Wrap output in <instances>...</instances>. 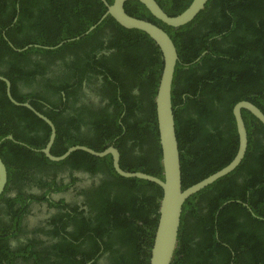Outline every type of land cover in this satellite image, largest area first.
I'll list each match as a JSON object with an SVG mask.
<instances>
[{"label": "trees", "instance_id": "16d2710c", "mask_svg": "<svg viewBox=\"0 0 264 264\" xmlns=\"http://www.w3.org/2000/svg\"><path fill=\"white\" fill-rule=\"evenodd\" d=\"M156 1L169 16L180 14L192 2ZM19 7L18 22L22 25L27 20L30 22L17 32L32 43L31 40L38 41L44 27L49 26V34L39 44L41 48L32 47L30 50L42 54L47 60H62L66 66L70 65L65 75L84 76L83 64L94 59L96 52L117 49L116 53L104 58L110 72L103 73V77L110 84L112 81L119 84L117 91H120L122 100L120 106L125 109L126 133L131 136L133 147L137 148V155L127 159L130 161L126 163L122 160L127 158L130 148L121 149L120 167L128 172H142L162 179L154 109L162 60L154 42L143 32L120 27L110 17L88 35L72 41L105 13L100 0H37L34 5L21 0ZM123 8L129 15L161 27L176 47L179 61L171 98L182 187H189L233 159L238 141L232 107L237 102L249 101L264 113V0H208L192 22L179 28L162 24L137 1L127 2ZM48 17L49 21L43 26ZM77 25L79 28L76 29ZM106 29L109 33L105 48L101 45V38ZM62 40L65 42L60 47L42 50L44 47L54 48ZM3 47L5 50L7 46ZM4 50L1 52L8 56L10 51L5 53ZM197 58L199 60L195 61ZM39 64L35 63L36 66ZM15 70L14 76L19 68ZM60 80L59 76L56 82ZM11 83L14 87L12 79ZM134 90L136 94L132 93ZM113 92L116 94L115 88ZM183 93L186 94L184 99L181 98ZM5 100L9 101L5 96L0 99L3 108V113L0 112V158L10 170L9 180H13L11 173L15 170L14 166L10 168L13 163L10 154L13 152L15 161L31 167H38L39 163L42 169L76 161L88 164L86 166L92 167L87 169L89 173L99 175L90 196L92 201L87 203L93 216L89 221L78 222L77 232L83 235L86 231L97 233L101 241L104 233L114 237L112 244H104L107 264H148L161 189L147 181L120 177L114 172L110 157L95 158L76 151L62 162H51L42 153L9 151L10 141L2 138L17 124L10 114L11 109H5L9 106L3 102ZM14 113L20 115L17 110ZM242 115L249 133L245 157L232 173L185 201V216L182 212L171 264H264V127L248 112L243 111ZM62 135L66 134L57 130L52 146L56 155L73 146L89 145L79 142L71 132L68 134L71 138L64 139ZM45 142L35 140L28 142V146L40 150ZM91 148L103 151L106 147ZM75 179L73 182L77 181ZM52 183L54 181L49 185ZM19 184L18 181L14 185L15 196L9 197L5 193L0 197L3 202L0 204V264H21L18 258L24 263H48L54 254L64 252L63 248L60 246L54 254L47 249L36 250L34 246L44 243L26 235L22 217L28 203H25L26 195ZM75 188V185L61 184L53 191L52 204L57 209H70V203L59 194L64 189ZM85 192L83 190L80 194ZM17 204L20 207L14 210ZM55 222H61V219L51 220L53 225ZM88 224L93 227L87 228ZM56 229L54 227L52 232ZM19 233L24 234L23 241H19ZM76 253V248L69 252ZM54 261L69 264L63 255Z\"/></svg>", "mask_w": 264, "mask_h": 264}, {"label": "flooded vegetation", "instance_id": "af4514ba", "mask_svg": "<svg viewBox=\"0 0 264 264\" xmlns=\"http://www.w3.org/2000/svg\"><path fill=\"white\" fill-rule=\"evenodd\" d=\"M20 1L21 0H0V78L9 82V94L12 99L19 104L26 103L30 105L33 111L47 118L54 127V141L57 137V130L66 134L62 135L64 139L71 138L68 136L71 132L75 134L74 138L79 142L89 144L78 146H84L90 149H92L91 147H115L119 153V161L121 149L128 147L130 148V152L126 154L127 158L122 161L124 163L129 162L130 160L127 159H133L135 155H137V148L133 147L132 138L130 135L127 136L126 133L127 123L125 121V109L120 106L122 100L119 97L120 91H117V85L119 84L112 80L110 84L106 82V80L104 81L103 77V73L106 74L110 72V68L104 58L117 52V49L106 48L108 45V29L104 31L105 36L101 38V45L105 47L106 50L103 49L96 52L94 59L91 58L88 59L85 64L82 63L86 69L84 76L81 75V77H78L72 74L65 75L69 72L68 69L71 68L70 65L66 66L62 60H57L55 62L53 60H47L42 54L32 49L30 50L32 47H36L37 49L41 48L39 44L45 39L46 34H49V26L45 25L50 17H48V20L43 24L45 27L42 30L41 38L38 40L39 42L31 40V43L22 36L21 32H17L30 22V20H27L25 25L18 22ZM36 1L37 0H25V2L30 5H34ZM78 26L79 25L75 28H79ZM86 32L87 30L78 37L82 38L88 35L89 33L86 34ZM76 38L77 37L73 38L72 41L78 40ZM63 42L65 41L62 40L60 43ZM5 45L7 47L4 50L3 46ZM47 48L49 47H44L42 50L47 51ZM56 48H58V46L52 49ZM3 50L5 53L9 50L10 54L7 53L8 56L5 55L1 52ZM199 58L197 59L199 60ZM197 59L195 61H197ZM35 63L40 64L36 66ZM17 68H19V71L14 76L15 69ZM4 75H8L10 78ZM59 76L61 80L56 82ZM2 79H0V99L5 96V98L9 100L3 101L9 104L5 109H11L10 114L13 117L14 123L17 124L15 129H12L14 134L9 131L2 140L10 141L9 151L42 153L41 151L43 148L37 150L28 146V142L45 140L47 144L51 135V127L30 109L12 103L8 97L7 85ZM11 79L14 87L12 86ZM113 88L116 89V94L113 92ZM132 93L136 94V90ZM185 97L186 94L183 93L181 98L184 99ZM14 110H17L21 116L14 113ZM0 112L3 113L1 104ZM10 114H8V116L11 119ZM6 121L8 124V119ZM84 121L86 124L83 123ZM74 127L76 129H74ZM246 129L249 139L248 128L246 127ZM8 136H11V139H8ZM52 146L50 153L53 156H60L53 153ZM10 155V159L13 161L10 168L14 166L15 169L11 173L13 180H9L8 174L10 170L8 171L5 166L7 181L2 194L7 193L9 197L15 196L17 190H13V188L19 181V186L26 195L25 203H28L26 212L22 217V223L24 228H26V235L44 243V245L34 246L36 250L47 249L54 254L56 249L62 246L61 248H63L64 251L54 254L48 263H36L34 261L24 263L20 258H18V263L58 264L54 259H56L57 256L63 255L69 264H107V255L103 254V249L105 248L104 244H112L114 242V237L112 238L109 234L104 233L101 241L98 239L99 235L97 233L86 231V234L83 235L76 230L78 222L82 220L89 221L93 216L87 203L92 201L90 196L98 181L99 175H91L89 173L87 169L92 167L86 166L88 164H84L82 161H76L62 164L58 167L42 169V165L39 163L38 167H31L26 163H22V161H15L14 158L16 154L14 152ZM43 156L49 160L44 154ZM106 157H110L111 166L113 168L112 157L110 155ZM41 159L43 158L41 157ZM73 178H76L75 180L77 181L73 182ZM52 181H54V183L50 186L49 184ZM61 184L70 186L75 185L76 187L71 190H68L69 188L64 189L59 194L61 198L70 203V209H57V207L52 204L53 191L60 188ZM83 190H86V192L80 194ZM2 203L3 202H0L1 205ZM18 204L13 207L14 210L20 207ZM182 212V216L184 217L185 211L183 210ZM52 219L53 221L61 219V222H55L54 226L51 223ZM67 220H69L68 224L64 228L63 225ZM3 221H6L4 217ZM54 227H57V229L52 232ZM90 227L93 226L88 224L87 228ZM38 229L41 231L37 232ZM33 230H35V233H30ZM22 235L24 234L19 233L17 235L19 241H23ZM14 245L15 243L12 244V246ZM73 248H76L77 253L69 254L70 250ZM57 261H59V259H57ZM230 264L235 263L232 262ZM244 264H248V262Z\"/></svg>", "mask_w": 264, "mask_h": 264}, {"label": "water", "instance_id": "95a60500", "mask_svg": "<svg viewBox=\"0 0 264 264\" xmlns=\"http://www.w3.org/2000/svg\"><path fill=\"white\" fill-rule=\"evenodd\" d=\"M100 1L104 4L106 11L95 25L89 27L86 34L95 29L105 18L110 17L124 29L143 32L154 42L160 52L162 68L157 84L156 95L154 97V109L156 117L155 128L158 132V143L161 150L162 179L142 172H128L123 170L119 165V153L113 146L100 152L84 146H73L68 148L62 155L53 156L50 153L55 138L53 124L47 118L33 111L30 105L26 103L19 104L14 101L9 94V82L5 79H0L6 83L8 97L12 103L30 109L51 127L49 141L41 151L50 161H62L76 151L85 152L95 158H104L110 155L112 157L114 172L117 175L126 179L147 181L157 185L161 189L162 196L159 203L157 226L154 232L152 246L150 247L151 250L148 264H171L176 250L175 246L178 241V232L185 201L217 180L232 173L243 161L248 147V135L247 129L244 125L242 112L246 111L251 114L263 127L264 113L249 101L243 100L237 102L232 108L234 127L236 128L238 141L237 151L233 159L226 166L216 172L189 187L183 188L181 180L180 151L178 148L176 128H174L175 118L171 98L174 74L176 65L179 61L178 53L171 37L165 30L147 20L138 19L129 15L123 6L127 2L137 1L162 24L172 28H179L192 22L204 9L203 7L208 0H192L186 9L176 16H169L166 14L163 9L158 6L159 4L156 0H113L112 4H109L106 0ZM79 38L80 37H77L76 39ZM63 43H60L57 46L59 47ZM7 138L11 139V136H8ZM6 181V167L0 158V196L5 189ZM224 205H226V203Z\"/></svg>", "mask_w": 264, "mask_h": 264}, {"label": "clouds", "instance_id": "9594fccd", "mask_svg": "<svg viewBox=\"0 0 264 264\" xmlns=\"http://www.w3.org/2000/svg\"><path fill=\"white\" fill-rule=\"evenodd\" d=\"M78 146V145H77ZM105 150V149H104ZM97 152H100V151H97Z\"/></svg>", "mask_w": 264, "mask_h": 264}]
</instances>
